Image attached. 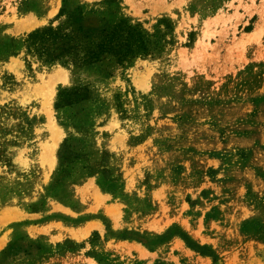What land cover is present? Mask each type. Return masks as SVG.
<instances>
[{"label": "rangeland", "instance_id": "rangeland-1", "mask_svg": "<svg viewBox=\"0 0 264 264\" xmlns=\"http://www.w3.org/2000/svg\"><path fill=\"white\" fill-rule=\"evenodd\" d=\"M117 1L164 40L109 79L0 57V264H264V0ZM61 5L0 0V41ZM78 85L90 99L56 111Z\"/></svg>", "mask_w": 264, "mask_h": 264}, {"label": "trees", "instance_id": "trees-1", "mask_svg": "<svg viewBox=\"0 0 264 264\" xmlns=\"http://www.w3.org/2000/svg\"><path fill=\"white\" fill-rule=\"evenodd\" d=\"M117 0H102L85 9L73 0H62L57 19L62 21L56 27H45L27 34L24 42L9 38L0 41V57L15 55L25 45L27 54H35L46 64L59 63L83 73H97L102 79H109L117 67H125L136 58H145L161 49L163 35L148 34L140 25L131 24L120 16ZM90 99L87 85L60 88L56 95V111L73 109ZM63 127L85 128L86 119L66 117ZM64 153H60L61 155ZM102 191H112L100 184ZM125 234V233H124ZM186 244L205 254V247H199L181 233H176ZM120 238L127 239V235ZM137 240H141L137 237Z\"/></svg>", "mask_w": 264, "mask_h": 264}, {"label": "bare ground", "instance_id": "bare-ground-1", "mask_svg": "<svg viewBox=\"0 0 264 264\" xmlns=\"http://www.w3.org/2000/svg\"><path fill=\"white\" fill-rule=\"evenodd\" d=\"M257 28V27H256ZM259 28V27H258ZM258 30V29H257ZM256 33V32H255ZM14 66V65H13ZM52 80V78H51ZM50 80V81H51ZM54 80V79H53ZM55 81V80H54ZM52 82V81H51ZM137 83V82H135ZM137 85V84H136ZM48 88H50V90H52L53 86L48 84ZM36 90V89H35ZM32 92V91H31ZM48 94V93H47ZM51 95V94H50ZM48 98V97H47ZM46 98V99H47ZM49 99V98H48ZM50 102V100H48ZM46 102V101H44ZM44 104V103H43ZM45 105H49V104H45ZM47 109V108H46ZM50 141L47 144V148L46 151L47 153H50V155H52L57 147L58 142L61 139L62 133L60 132L59 128L56 126H52L50 129Z\"/></svg>", "mask_w": 264, "mask_h": 264}]
</instances>
